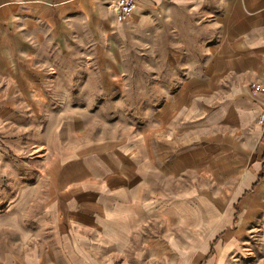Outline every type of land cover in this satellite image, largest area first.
I'll list each match as a JSON object with an SVG mask.
<instances>
[{
	"label": "crops",
	"instance_id": "crops-1",
	"mask_svg": "<svg viewBox=\"0 0 264 264\" xmlns=\"http://www.w3.org/2000/svg\"><path fill=\"white\" fill-rule=\"evenodd\" d=\"M133 1L132 14L118 23L100 0H0V54L9 65H42L40 50L60 40L72 49L76 42L90 47L82 40L87 32L115 49L127 36H147L150 44L163 26L172 50L164 63L178 68L165 74L171 86L151 107L146 134L79 147L55 137L35 146L43 149L37 175L45 177L46 194L35 204L20 202L34 207L30 215L19 208L0 217L11 236L0 264H248L240 250L252 218L218 211L205 216L196 202L191 207L201 208L189 225L187 189L178 183L174 192L171 182L186 176L189 158L216 162L223 154L231 175L241 176L238 200L258 188L264 194V124L257 123L264 114V0ZM189 39L200 50L194 60ZM24 80V88L0 85L2 128L11 129L8 116L15 112L36 114L37 124L44 112L65 108L66 101L55 109L42 77ZM243 203L245 211L264 208V202ZM34 229H43V242Z\"/></svg>",
	"mask_w": 264,
	"mask_h": 264
},
{
	"label": "rangeland",
	"instance_id": "rangeland-1",
	"mask_svg": "<svg viewBox=\"0 0 264 264\" xmlns=\"http://www.w3.org/2000/svg\"><path fill=\"white\" fill-rule=\"evenodd\" d=\"M104 6L108 8L106 4ZM85 36L82 40H88L91 44L87 48L76 42L75 49H72L62 40L45 44L39 54L44 62L42 65L25 62L9 65L4 62V55L0 54V85L17 83L18 87L21 85L24 88V79L31 77L40 82L42 77V89L54 95L51 100L54 106H58L55 109H60L66 101L64 110L44 112L37 124L36 114L15 112L8 116L11 129L0 127V217L9 210L14 216L21 208L20 202L35 204L37 197L46 194L45 177L37 175L44 164L40 158L43 149L35 146L46 147L55 137L60 141L65 138V142L69 137L79 147L103 139L146 134L149 123L154 120L151 107L163 100V90L171 86V82L165 80V74L170 76L178 68L164 63L170 60L172 50L166 47L170 42L163 26L158 38L150 44L147 36L140 39L127 36L129 42L122 49L110 48L109 42L105 43L98 33L87 32ZM193 44L189 39L187 51L191 60L200 51L193 48ZM187 67L192 69L194 65L188 64ZM65 93L70 96L64 98ZM222 156L216 162H199L194 157L189 158L186 176H172L171 188L175 192L180 183L182 191L187 189L188 199L191 200L188 207L189 225L192 221L190 216L194 217L201 208L199 203L205 216L218 211L226 215L235 213L234 216L238 218H252L246 225L240 253L246 256L245 263L259 264L260 260L264 261V208L245 211L242 207L247 200L264 202V194L260 196L258 188L238 200L240 194L235 189L241 176L239 173L231 175V162ZM200 166L203 172L209 174H201L197 170ZM29 185L38 186L24 192L23 187ZM211 201H217L220 208L212 209L209 205ZM17 202V209H14ZM196 202H199L198 207H191L190 204ZM27 208L30 215V208L34 207L23 206L21 209ZM7 226L8 222L0 223V259L4 256L3 243H7L11 237ZM4 229H7L6 232ZM37 231L30 230L34 233ZM35 234L39 242L45 240L43 229ZM198 243L192 241L189 245Z\"/></svg>",
	"mask_w": 264,
	"mask_h": 264
},
{
	"label": "built area",
	"instance_id": "built-area-1",
	"mask_svg": "<svg viewBox=\"0 0 264 264\" xmlns=\"http://www.w3.org/2000/svg\"><path fill=\"white\" fill-rule=\"evenodd\" d=\"M108 8L113 12L115 20L118 23L124 22L135 9L133 0H102ZM254 90H259L258 86H252ZM259 125L264 124V114L258 119Z\"/></svg>",
	"mask_w": 264,
	"mask_h": 264
}]
</instances>
